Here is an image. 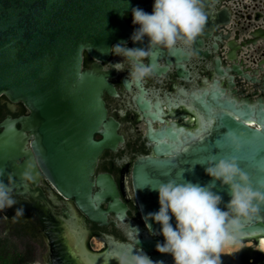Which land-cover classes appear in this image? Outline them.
<instances>
[{
  "label": "water",
  "instance_id": "95a60500",
  "mask_svg": "<svg viewBox=\"0 0 264 264\" xmlns=\"http://www.w3.org/2000/svg\"><path fill=\"white\" fill-rule=\"evenodd\" d=\"M153 4L154 0H0V179L7 184L10 174L16 192L22 186L37 203L49 206L35 187L34 152L55 190L74 196L90 219L104 222L110 211L143 253L153 261L174 264L171 254L156 251V244L164 243L161 225L146 216L159 211L158 192L141 189L144 185L167 182L180 169L184 180L207 185L212 178L205 173L207 165L201 164L215 154L237 156L253 187L264 184V0H210L207 11L213 30L208 21L199 36L218 43L231 78L243 79V97L224 98L217 90L210 102H201L206 118L201 120L199 139L172 157H142L133 169L143 217L156 239L147 236L125 209L114 184L94 173L99 154L116 148L121 138L116 133L119 123L108 117L102 99L104 89L113 94L110 80L101 71L82 70L83 50L92 44L90 54L109 57L111 44L131 41L138 27L132 24V8L151 14ZM135 44L145 47L148 38ZM230 129L243 133L239 153L224 136ZM213 191L222 197L218 206L227 211L228 186L216 181ZM170 223L175 228V217ZM261 237L264 211L245 222L241 242ZM108 245L102 254L84 251V264H105L113 253L131 246L111 239ZM246 246L221 254L222 264H264V252Z\"/></svg>",
  "mask_w": 264,
  "mask_h": 264
},
{
  "label": "flooded vegetation",
  "instance_id": "af4514ba",
  "mask_svg": "<svg viewBox=\"0 0 264 264\" xmlns=\"http://www.w3.org/2000/svg\"><path fill=\"white\" fill-rule=\"evenodd\" d=\"M208 21L212 31L214 24ZM122 41H127L128 48L147 47L128 38ZM118 42L112 43L110 48ZM122 62L124 57L111 53L109 57L98 59L87 50L82 52V70L101 71L110 80L113 94L104 89L102 99L108 117L119 123L116 133L121 138L116 148H105L99 154L94 173L114 184L125 209L147 236L156 239L158 236L145 223L134 188L135 165L142 157L158 154L172 157L188 149L199 139L201 120L206 118L201 102H210V95L217 90L224 98L234 95L240 100L244 83L243 79L231 78L218 43L200 37L190 52L181 46L171 52L155 50L154 56L145 61L154 65V74L140 84L125 85L130 68L102 70L107 64ZM233 89L235 94H232ZM209 120L214 121V118L209 117ZM30 142L28 140L29 147ZM161 145L165 146L161 148ZM33 158L38 170L35 187L49 206L37 203L21 186L19 192H14L18 203L0 212V220L11 223V233L20 241L17 250L28 257L27 264H84L83 252L92 250L102 254L110 248L109 239L135 245L122 232L110 211L104 222L92 220L78 207L74 196L66 197L57 192L34 152ZM21 206L24 215L15 216ZM136 249L142 250L138 246Z\"/></svg>",
  "mask_w": 264,
  "mask_h": 264
},
{
  "label": "clouds",
  "instance_id": "9594fccd",
  "mask_svg": "<svg viewBox=\"0 0 264 264\" xmlns=\"http://www.w3.org/2000/svg\"><path fill=\"white\" fill-rule=\"evenodd\" d=\"M209 6L210 0H154L151 14L139 7L132 8V24L138 27L130 39L133 43H143L147 37V47L128 48L127 41L114 44L106 52L124 57V62L107 64L108 67L102 70L107 72L112 67L124 71L130 68L125 85L140 84L154 74V65L145 61L154 56L155 50L171 52L181 46L191 51L207 26ZM92 47L90 44L88 51ZM224 136L230 141L233 152L239 153L243 147V133L230 129ZM205 164V173L212 178L207 185L184 180V169H180L167 182L159 180L154 186L146 184L140 187H150V190L158 192L159 211L148 213L146 220L161 225L164 243L158 242L156 251L171 254L174 264H222L221 254H227L225 249L241 245L245 222L264 211V184L253 187L249 175L239 166L237 156L217 158L216 154L210 155L201 165ZM3 175L4 169H0V177ZM166 175L171 176V173ZM9 176L7 184L0 179V212L18 203ZM216 181H220L221 186H228L231 199L225 205L227 211L218 206L222 197L213 191ZM23 215L21 206L16 209L15 216ZM172 217H175V228L170 223ZM136 248L137 241L126 251L113 253L109 260L115 259L117 264H163L162 261H153L142 250L134 252ZM242 248L239 247L238 251Z\"/></svg>",
  "mask_w": 264,
  "mask_h": 264
},
{
  "label": "trees",
  "instance_id": "16d2710c",
  "mask_svg": "<svg viewBox=\"0 0 264 264\" xmlns=\"http://www.w3.org/2000/svg\"><path fill=\"white\" fill-rule=\"evenodd\" d=\"M28 257L19 252L8 241H0V264H27Z\"/></svg>",
  "mask_w": 264,
  "mask_h": 264
},
{
  "label": "rangeland",
  "instance_id": "374dc122",
  "mask_svg": "<svg viewBox=\"0 0 264 264\" xmlns=\"http://www.w3.org/2000/svg\"><path fill=\"white\" fill-rule=\"evenodd\" d=\"M11 229H12V225L10 222L5 224L2 220H0V241L1 242L8 241L9 243H11L12 246H14L17 249L19 244H20V241H18L19 239L11 233ZM6 233H7V235L5 236ZM93 245H94V247L97 246L96 241L94 242ZM243 245H245V246L247 245L246 247H248L250 249H257L254 242H252V243L241 242V245L237 246V248H228V249H225V252L229 253V252H233V251H238V248L243 247Z\"/></svg>",
  "mask_w": 264,
  "mask_h": 264
},
{
  "label": "bare ground",
  "instance_id": "6f19581e",
  "mask_svg": "<svg viewBox=\"0 0 264 264\" xmlns=\"http://www.w3.org/2000/svg\"><path fill=\"white\" fill-rule=\"evenodd\" d=\"M245 242L252 243V240H248V241H245ZM254 243H255V246H256L257 249H260V250H262L264 252V237L263 238L261 237V238L256 239V242H254ZM105 261H106L105 264H117V261L115 259L105 260Z\"/></svg>",
  "mask_w": 264,
  "mask_h": 264
}]
</instances>
